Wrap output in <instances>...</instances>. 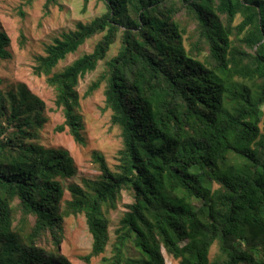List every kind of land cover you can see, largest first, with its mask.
Segmentation results:
<instances>
[{"label":"trees","instance_id":"16d2710c","mask_svg":"<svg viewBox=\"0 0 264 264\" xmlns=\"http://www.w3.org/2000/svg\"><path fill=\"white\" fill-rule=\"evenodd\" d=\"M100 1L103 14L35 55L34 74L56 92L55 131L86 146L77 88L104 62L83 98L104 85L118 164L94 152L99 175L66 185L78 170L68 150L42 143L45 102L0 78V264H72L41 245L59 249L78 216L92 237L87 264H166L164 253L178 264H264V0ZM10 46L0 23V62ZM124 192L132 202L112 241L109 214Z\"/></svg>","mask_w":264,"mask_h":264},{"label":"rangeland","instance_id":"374dc122","mask_svg":"<svg viewBox=\"0 0 264 264\" xmlns=\"http://www.w3.org/2000/svg\"><path fill=\"white\" fill-rule=\"evenodd\" d=\"M47 0H0V23L11 41L10 50L12 60L0 62V78L4 86L25 84L34 94L38 95L46 104V116L49 119L44 132L42 143L47 147L64 148L69 151L74 159L78 174L70 182L81 183V177L95 178L99 175L97 165L93 160V153L103 154L109 166L115 170L117 153L122 148L120 131L111 126V113L104 110L105 96L104 85L92 95L83 98L89 87L94 83L105 69L104 62L91 73L86 74L79 81L77 88L81 99L80 113L85 123L86 146L78 145L66 130L57 133L55 128L64 122L61 109L55 105L56 92L50 87L45 77L34 74L35 55L44 54L47 45L63 33L74 29L76 22H89L103 14L104 4L100 0H91L88 10L82 12L83 0H61L60 5L50 6L46 10ZM24 37L26 39L23 46ZM99 37L87 41L76 53L71 54L66 60L60 62L57 71L70 65L84 54L91 53ZM117 53L114 47L108 58ZM66 197L69 195L66 193ZM132 202L131 196L124 192L123 199L117 210L109 214V233L113 241L118 228V223L126 211L125 206ZM41 247L46 254L66 257L72 264H87L83 257L89 254L92 247V237L88 231L84 216L71 217L65 221V231L59 246L43 242ZM216 249H213L215 252ZM111 246H108L104 257H110ZM166 264H178L175 259L169 258L164 253ZM90 264H102L101 258L92 259Z\"/></svg>","mask_w":264,"mask_h":264}]
</instances>
